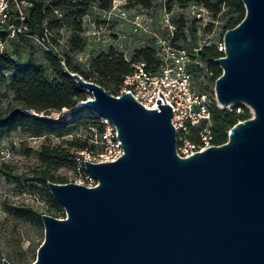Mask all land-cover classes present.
<instances>
[{"label":"water","instance_id":"water-1","mask_svg":"<svg viewBox=\"0 0 264 264\" xmlns=\"http://www.w3.org/2000/svg\"><path fill=\"white\" fill-rule=\"evenodd\" d=\"M240 1L246 16L225 34L215 94L254 116L223 145L183 158L172 106L149 110L70 74L92 96L80 107L116 127L124 154L85 163L96 187L48 183L66 218L42 215L33 264H264V0Z\"/></svg>","mask_w":264,"mask_h":264},{"label":"rangeland","instance_id":"rangeland-1","mask_svg":"<svg viewBox=\"0 0 264 264\" xmlns=\"http://www.w3.org/2000/svg\"><path fill=\"white\" fill-rule=\"evenodd\" d=\"M236 16L233 10L225 7L221 13L214 15L198 4H182L178 0H153L148 8L143 7L139 0H93L92 7L82 19L80 36L86 42L85 48L71 52L69 39L74 31L68 27L50 32L51 50L62 62L67 56L74 66L92 74L93 62L100 55L111 52L123 55L128 62H132L140 50L153 49L156 56L161 45L170 41L174 47L185 48L191 53L203 47L220 48L224 45L226 26ZM52 19H63V13L55 12ZM46 48L34 39H17L9 41L6 50L23 66L33 56L37 64L46 68V76L52 80L54 72L50 68ZM200 62L201 66L193 69L196 89L207 94L211 106L220 107L215 94L214 72L208 61L200 59ZM7 75L8 83L0 86V114L15 103V93L9 88L11 74ZM120 90L115 96L120 94ZM87 95V99L92 97ZM244 108L254 116L252 109L245 104L230 105L226 109L243 112ZM61 113L66 119L70 112L64 109ZM30 114L35 115L34 112ZM52 117L58 119L60 113L55 112ZM100 131L88 127L73 129L72 134L66 137H35L19 128L0 134V264L3 261L10 264L36 262L38 250L45 241L42 215L66 218L61 206L55 208V200L42 179H64L63 184H80L83 180L86 184L85 177L72 162L76 152L81 150L77 147L79 143L97 146L95 136ZM192 134L198 139L195 131ZM44 149L59 150L71 163L57 166L42 162L40 154Z\"/></svg>","mask_w":264,"mask_h":264},{"label":"trees","instance_id":"trees-1","mask_svg":"<svg viewBox=\"0 0 264 264\" xmlns=\"http://www.w3.org/2000/svg\"><path fill=\"white\" fill-rule=\"evenodd\" d=\"M28 1L32 5L28 10L27 35L43 39L49 49L46 54L54 77L49 80L46 76V68L37 64L33 56H30L28 64L23 66L7 50L0 52V86L8 83L7 74L10 73L9 88L15 93V103L5 113L0 114V134L21 128L31 132L35 137L45 135L66 137L72 134L73 129L94 127L101 130L100 118L97 115L84 107H77L79 103L87 99L88 95L79 88L70 74L77 73L84 79L99 84L115 96L121 88L125 76L133 72L135 63L145 62L152 69L159 67L155 51L153 49L140 50L132 62H128L123 55L115 52L102 54L93 62L94 73L84 72L79 67L74 66L69 57L65 56L62 62V59L58 58L57 54L51 50L50 32L54 29L72 27L74 34L69 39L71 52L82 51L86 46L85 40L80 36L83 27L82 19L92 7L93 0ZM152 1L139 0L145 8L150 7ZM178 1L182 4H198L214 15L221 13L224 7L233 10L237 16L229 20L226 26L227 31L236 28L246 16L244 4L240 0ZM57 11L63 13V19H52ZM5 36L6 34L0 29V37L5 38ZM17 39L32 40L26 36H20L14 40ZM177 39L178 37L175 38V40ZM198 55L202 61H208L216 81L223 74V71L215 63V60L223 57V53L217 47H203ZM64 109L70 112L66 119L61 113ZM210 111L214 146L225 144L228 141V131L239 122L253 117L247 108H244L243 112H237L211 106ZM31 112H34L35 115L30 114ZM55 112L60 113L58 119L52 117ZM194 131L197 133L196 129ZM189 138L192 141L197 140L193 134ZM77 147L85 149L89 146L87 142H82ZM40 158L42 162L53 163L57 166H66L69 162L68 157L63 156L57 149L42 150ZM72 163L75 164V161ZM42 181L46 185L50 183L49 181L58 184L65 183L64 179L55 181L43 178ZM53 203L55 208L60 207L56 201Z\"/></svg>","mask_w":264,"mask_h":264},{"label":"built area","instance_id":"built-area-1","mask_svg":"<svg viewBox=\"0 0 264 264\" xmlns=\"http://www.w3.org/2000/svg\"><path fill=\"white\" fill-rule=\"evenodd\" d=\"M31 5L28 0H0V29L6 34L5 38L0 37V52L7 49L9 41L20 36L37 40L45 46L43 39L27 35ZM46 49L49 50L48 47ZM200 50L194 49V53H191L185 48L174 47L172 41L164 42L156 54L159 67L152 69L145 62L135 63L133 72L125 76L117 96L131 93L136 101L149 110H159L158 100L172 106L173 125L178 135L177 152L183 158L214 146L211 103L206 93L196 89L194 80L193 69L202 64L198 55ZM218 50L225 55V44ZM160 91L166 103L159 96ZM100 123L101 132L95 136L97 146L81 149L74 156L77 170L87 182L85 184L82 180L80 185L90 188L98 186V182L86 172L85 163L115 162L124 154L116 127L105 118H100ZM195 129L198 139L192 141L189 136Z\"/></svg>","mask_w":264,"mask_h":264},{"label":"bare ground","instance_id":"bare-ground-1","mask_svg":"<svg viewBox=\"0 0 264 264\" xmlns=\"http://www.w3.org/2000/svg\"><path fill=\"white\" fill-rule=\"evenodd\" d=\"M77 107H80V105H78Z\"/></svg>","mask_w":264,"mask_h":264}]
</instances>
